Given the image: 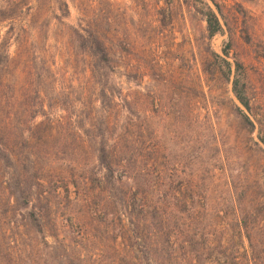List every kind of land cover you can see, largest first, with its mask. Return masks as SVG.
I'll list each match as a JSON object with an SVG mask.
<instances>
[{
    "label": "rangeland",
    "instance_id": "obj_1",
    "mask_svg": "<svg viewBox=\"0 0 264 264\" xmlns=\"http://www.w3.org/2000/svg\"><path fill=\"white\" fill-rule=\"evenodd\" d=\"M0 83V264H264V0H0Z\"/></svg>",
    "mask_w": 264,
    "mask_h": 264
},
{
    "label": "trees",
    "instance_id": "obj_2",
    "mask_svg": "<svg viewBox=\"0 0 264 264\" xmlns=\"http://www.w3.org/2000/svg\"><path fill=\"white\" fill-rule=\"evenodd\" d=\"M214 7L217 9L216 5L214 4ZM204 31L205 35L207 38H210L214 34L218 33L220 31V24L217 20V17L215 13L207 7L205 13H204ZM92 42L95 47V52L97 54V59L102 62H107V55L103 49L102 44L100 41H98L95 37H92ZM226 51L222 50V55L226 56ZM213 57L218 60L219 63H222L225 65V72L223 73V81H229V76L231 75L230 79V89L233 94L234 99L236 100L237 104L232 102V113L236 118H239L241 121H243L249 130L253 129V122L250 118L251 115V103L249 100L248 95L246 94L245 91V86L241 82V78L239 77V71L242 68V65L239 61L235 60L233 61V70L231 72L230 66L225 61L221 56L213 53ZM7 56H5V59ZM221 70V69H220ZM219 70V71H220ZM2 85L0 83V89L2 88ZM4 97H0V103L4 102L3 101ZM8 125L5 122H0V128L5 129ZM98 160L100 161V164H103L104 168L109 167V162L107 160V153L106 151L102 148L98 152ZM31 213V212H30Z\"/></svg>",
    "mask_w": 264,
    "mask_h": 264
}]
</instances>
